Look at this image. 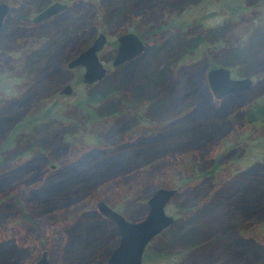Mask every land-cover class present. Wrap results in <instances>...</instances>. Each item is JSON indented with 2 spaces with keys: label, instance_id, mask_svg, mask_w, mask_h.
I'll return each mask as SVG.
<instances>
[{
  "label": "rangeland",
  "instance_id": "obj_1",
  "mask_svg": "<svg viewBox=\"0 0 264 264\" xmlns=\"http://www.w3.org/2000/svg\"><path fill=\"white\" fill-rule=\"evenodd\" d=\"M60 1L73 8L31 42L37 29L23 5L32 0H6L24 16L7 17L0 36V142L51 103H67L71 122L46 132L40 121V138L52 134L45 153L37 146L14 154V141L0 152V264H35L43 251L50 264H105L118 236L98 201L140 221L156 188H176L166 212L178 221L147 244L142 264H264V121L241 127L242 107L264 101V0ZM136 30L144 52L113 66L116 38ZM101 31L107 75L88 85L66 62ZM235 46L254 59L232 57ZM39 50L36 67L27 55ZM213 60L254 78L253 87L210 99ZM65 84L71 95H59ZM107 91L88 117L73 109ZM128 101L138 119L115 111ZM188 229L185 242L179 235Z\"/></svg>",
  "mask_w": 264,
  "mask_h": 264
},
{
  "label": "water",
  "instance_id": "obj_2",
  "mask_svg": "<svg viewBox=\"0 0 264 264\" xmlns=\"http://www.w3.org/2000/svg\"><path fill=\"white\" fill-rule=\"evenodd\" d=\"M62 7L64 6L56 2L36 15L33 21L35 22L36 20L44 19L49 15L55 14ZM7 11V3L0 0V32L2 31L3 21L7 15ZM117 41L118 46L112 61L113 66L120 65L136 56L144 47L141 40L132 33H125L119 36ZM106 42L105 35L101 32L90 47L81 51L76 58L68 63L69 68L81 65L84 67L82 81L85 84L92 85L94 82L103 79L106 75L107 68L98 56V52L102 50ZM230 72V69L225 66H214L213 68L207 69L206 78L213 97L222 98L227 94L245 91L251 85L252 80L248 77L231 78ZM71 91L72 87L67 84L63 86L61 93L70 95ZM176 191V188L154 189L150 197L146 200L147 211L140 221L131 222L111 206H108L103 201H98L96 204L98 213L114 224L118 236V241L111 248V252L105 259V264H142V256L147 244L174 222V218L166 212V205L171 197L177 193ZM35 264H50L46 251L42 252Z\"/></svg>",
  "mask_w": 264,
  "mask_h": 264
},
{
  "label": "flooded vegetation",
  "instance_id": "obj_3",
  "mask_svg": "<svg viewBox=\"0 0 264 264\" xmlns=\"http://www.w3.org/2000/svg\"><path fill=\"white\" fill-rule=\"evenodd\" d=\"M4 2H6V0H3ZM56 2H59L61 5H63L64 7H62L61 9H58L57 10V13H55V14H52V15H49V16H47L46 18H44V19H39V20H36L35 22L33 21L34 20V18H35V16L36 15H38V14H40L41 12H43V10H45V8H47V7H49V6H51V5H53L54 3H56ZM7 3V5H8V11H7V15L5 16V18H4V20L7 18V17H10L11 19H13L12 18V16H14V15H18V16H20L21 15V17H23L24 15H22L21 13H18V12H15V11H19L18 10V8H16V9H13V6H11L10 5V3L9 2H6ZM24 6H26V9H25V12H26V14H25V16H26V20L28 21H30V23H32L33 24V27H32V29L33 30H35V29H37L36 31H35V33L34 34H32V37H33V39H32V41L31 42H36L37 40H35L36 39V37H42V36H44L45 35V33H43V30L42 29H46V27L48 26V24L51 22V19H56V17L57 16H59L62 12H66V11H71V9L73 8V7H71L70 6V4L67 2H63V1H60V0H47V1H45V2H42V1H40V0H32V2L31 3H29L28 5H23V7ZM23 7H21V8H23ZM31 11H32V13H31ZM31 13V14H33L34 13V15L30 18V14H28V13ZM152 15H154V14H152ZM152 15H150V16H152ZM154 17H156V16H154ZM16 21V20H15ZM4 22V21H3ZM4 26V25H3ZM38 27H40V28H38ZM145 28H147V27H145ZM151 28H152V26H151ZM3 29V28H2ZM70 30V32H75L76 31V29L75 28H72V27H70L69 28ZM148 30H149V28H147ZM104 35H105V39H106V41H107V35H106V33L104 32V31H101ZM101 32L100 33H98L97 34V36L99 35V34H101ZM1 33H2V31L0 32V36H1ZM125 33H132V34H134V35H136L137 37H138V39L139 40H141V42L143 43V49L141 50V52H139L138 54H140V53H143L144 52V50H145V47H146V41L144 40V38H142V36L141 35H139L138 33H137V30L136 31H134V32H132V31H127V32H123V34H121V35H124ZM121 35H119V36H121ZM96 36V37H97ZM118 36V37H119ZM35 37V38H34ZM95 36H92L90 39V41H88V43L86 44V45H83L82 47H80V49L77 51V52H75L74 54V56H72L71 58H70V60H68L67 62H66V65H67V67H68V69L70 70H73V69H76V70H82V74H83V72H84V67L81 65V66H74V67H70L69 68V65H68V63L71 61V60H73L74 58H76L78 55H79V53L81 52V51H83V50H85L86 48H88V47H90L91 46V44L93 43V41L95 40V38H96ZM118 37L116 38V46H115V50H116V48H117V46H118V41H117V39H118ZM53 41L54 42H56L57 41V39H56V37L53 39ZM108 43V41L106 42V44ZM106 44H105V46H106ZM104 46V47H105ZM103 49V48H102ZM115 50H114V52H115ZM102 51V50H101ZM101 51H99V52H101ZM38 52V53H37ZM35 51V52H31V54H29V55H27L28 57L29 56H32V57H34V59L33 60H31L32 62H33V64H34V66H36L37 67V65L40 63V61L41 60H43V56H45V54H43L42 52H41V50H39V51ZM98 52V56H99V53ZM115 54H116V52L114 53V56H115ZM138 54H136V55H138ZM27 57V58H28ZM31 57V58H32ZM136 56H134V57H132V58H130V59H128V60H126V61H129V60H132V59H134ZM100 58V57H99ZM113 59H114V57H113ZM113 59H112V61H113ZM100 61H101V59H100ZM112 61H111V63H112ZM32 62H26V63H24V65H23V67H27V65H30V63H32ZM23 64V63H22ZM214 67V66H213ZM213 67H210V68H213ZM216 67V66H215ZM27 68H29V66L27 67ZM228 68V67H227ZM209 69V68H208ZM229 69V68H228ZM30 70H31V68H30ZM230 71H231V69H230ZM107 72V71H106ZM106 74V73H105ZM107 75V74H106ZM105 75V76H106ZM104 76V77H105ZM104 77H103V79H104ZM230 77L231 78H249V79H251L252 80V83H251V85L248 87V88H251V87H253V85H254V78H252L251 76H249V75H246V76H243V77H240V76H236V77H234L233 76V74H232V71L230 72ZM103 79H101V80H99V81H102ZM99 81H96V82H99ZM205 81H207V78L205 77ZM207 89H208V92L210 93V96H211V98L213 99L214 97H213V93H212V91H211V89L209 88V83H208V81H207ZM65 85H67V84H65ZM70 85V84H69ZM70 87H71V85H70ZM61 88V87H60ZM59 88V95L61 94V91H62V88L60 89ZM247 88V89H248ZM246 89V90H247ZM58 91V90H57ZM72 91H73V88H72ZM72 91H71V93H72ZM242 92V91H241ZM71 95V94H70ZM223 98V97H222ZM216 99H219V98H216ZM128 103H131L130 101H128ZM52 104H54V103H51V105ZM64 104V103H63ZM132 104H127V106H126V104H124V106H119V108H115V111H117V113L118 114H120V115H127V114H129V112L128 111H131V113H132V117H134V118H136L137 116H138V114L137 113H134L133 112V110H131L132 108V106H131ZM50 106V105H49ZM88 107H93V106H88ZM53 108H55V109H53ZM80 109H86V108H84V107H79ZM78 107H74L73 109H75V110H78L79 109ZM63 109V106H61V107H50V108H44L43 110V112H41V114H48L47 112H51L52 110H56V111H61ZM66 109V111L68 110V108H65ZM63 111H64V109H63ZM126 111H127V113H126ZM68 112V111H67ZM82 112V111H81ZM63 113H65V112H63ZM88 112L86 111L85 112V116L86 117H88ZM37 117H38V115H34L33 113H31L30 114V117H27V118H25V119H20V120H17V122H16V124H15V126L13 127V129L15 128V134L12 132V133H10L9 135L10 136H8L7 135V137H5V139L3 140V141H1L0 142V152H1V154L2 153H8V151H10V146H12V142L14 141V145H15V148L13 149L14 150V154L17 152V153H19L22 149H25V150H27V149H30L31 147H37V146H39L40 145V143H39V141H40V132H37L36 131V129L39 127V125L40 124H42V122H38L37 121ZM68 117H69V113L68 114H63L61 117H59L60 118V120H61V124H63V123H68V124H70L69 122H71V120H68L67 121V119H68ZM55 119H57V118H54V117H52V116H50V117H44V118H41L40 119V121L41 120H45L46 121V128L44 129L46 132L48 131V130H50V127H51V125L55 122ZM137 119H138V117H137ZM24 122V129L22 130V127H18V124H20V123H23ZM53 122V123H52ZM83 125H84V123H83ZM68 125H66L65 126V128L67 127ZM17 127H18V129H17ZM12 129V130H13ZM67 129H69V128H67ZM29 130H32V134H31V136L30 135H27V134H25L24 132H26V131H29ZM52 132H53V129H52ZM54 133V132H53ZM12 134L14 135L13 137H12ZM46 135V137L44 138V136ZM49 135V136H48ZM42 140L44 141V142H47V141H50L51 140V138H52V134L49 132L48 134H46V133H44L43 135H42ZM15 138V139H14ZM242 141H244V140H242ZM229 145H231V144H229ZM233 145V147L235 146L234 144H232ZM27 146V147H26ZM39 154V153H38ZM218 157V156H217ZM217 157H214L213 159H216ZM218 159H219V157H218ZM10 156H4V160H3V163H5V162H10ZM192 234V233H191ZM190 234V235H191Z\"/></svg>",
  "mask_w": 264,
  "mask_h": 264
},
{
  "label": "trees",
  "instance_id": "obj_4",
  "mask_svg": "<svg viewBox=\"0 0 264 264\" xmlns=\"http://www.w3.org/2000/svg\"><path fill=\"white\" fill-rule=\"evenodd\" d=\"M20 17H21V15L20 16H18V15H14L13 16V19L14 20H18V19H20ZM22 18V17H21ZM70 30V29H69ZM68 30V31H69ZM69 33H74V32H70L69 31ZM195 42H196V39H195ZM210 42H211V39H210ZM247 51V48H245V49H241V51H240V54H239V52L238 51H236V46L231 50V51H229V53L231 54V56L232 57H241V60H246V59H248V60H250V59H254V56L253 55H246V56H243V55H245V52ZM236 57V58H237ZM233 61V60H232ZM243 61V62H244ZM219 64L216 62V61H211L210 62V64H208V67L210 68V67H213V66H218ZM227 66H230V65H227ZM100 82V81H99ZM99 82H97V83H99ZM207 87V86H206ZM208 90V89H207ZM109 93H112L111 91H107V92H104L103 94L101 93L99 96H93V97H89V96H86V98L85 99H82V100H78V101H76L77 103L76 104H73L74 106L73 107H84V108H86V107H88L89 105L90 106H94V104H96V103H98V102H104L105 100H107V98H110L111 96H110V94ZM113 94H114V96H116V97H120V96H118V92L117 91H113ZM210 94V93H209ZM101 95H102V97H101ZM120 95V94H119ZM210 99H212L211 98V96H210ZM128 100V99H127ZM126 100V101H127ZM125 103H127V102H125ZM260 104L258 105V103H255L254 105H252V106H248V108H245V107H242V123H243V125L241 126V127H243V129L244 128H253L254 126H256L255 124H260V121H264V101L263 100H261L260 102H259ZM128 104H131V103H128ZM61 106H63V109H64V111H63V109L61 110V111H56V110H52L51 112H47L48 114H41V113H39V115H38V117H37V121L40 123V119L41 118H44V117H50V116H52V117H54V118H57V119H55V124L56 123H60L61 122V120H60V118L59 117H61L63 114H68V112L66 111V109L65 108H67L68 107V105H67V103H64V104H61V105H58V104H56V103H54V104H50V106H48V108H50V107H61ZM195 106V105H194ZM193 106V103H191V107L193 108L194 107ZM53 109H55V108H53ZM89 110H90V108L88 107V109L86 108V109H78V110H75V112H79V113H83V111L84 112H86V111H88L89 112ZM82 111V112H81ZM63 112H65V113H63ZM263 121H262V123H263ZM53 123V122H52ZM24 125V122L23 123H20V124H18V127H22ZM18 127H17V129H18ZM24 129V126L22 127V130ZM15 128L12 130V132L15 134ZM14 135L12 134V137H13ZM227 140V139H226ZM39 143H40V145H39V148L36 150V152H39V154H42V153H45L44 152V149H45V143H44V141L42 140V139H40V141H39ZM4 159V158H3ZM202 172H208V169H207V171H203V170H200L199 172H196V173H190L189 175H187L186 177H185V182H189L190 181V179H194V178H196V176H198L199 174H201ZM209 173H211L210 171H209ZM177 221H178V219H176L175 221H174V223L172 224V226H176V223H177ZM184 221V220H183ZM187 220H185V222H186ZM190 231H192V230H190V229H188V230H186V231H183V233L182 234H180L179 236H180V239H183L185 242H188V240L189 239H191V236L192 235H190ZM114 234H116L117 235V232H116V230H114ZM150 243H152V241L150 242ZM146 249H147V247H145ZM146 249L144 250V253H143V256H142V258L145 256V251H146ZM11 264H13V263H11Z\"/></svg>",
  "mask_w": 264,
  "mask_h": 264
}]
</instances>
